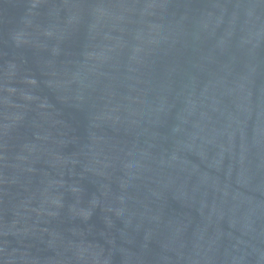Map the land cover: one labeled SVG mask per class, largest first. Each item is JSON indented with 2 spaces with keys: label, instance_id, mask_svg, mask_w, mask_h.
I'll return each mask as SVG.
<instances>
[{
  "label": "water",
  "instance_id": "obj_1",
  "mask_svg": "<svg viewBox=\"0 0 264 264\" xmlns=\"http://www.w3.org/2000/svg\"><path fill=\"white\" fill-rule=\"evenodd\" d=\"M0 264H264V0H0Z\"/></svg>",
  "mask_w": 264,
  "mask_h": 264
}]
</instances>
